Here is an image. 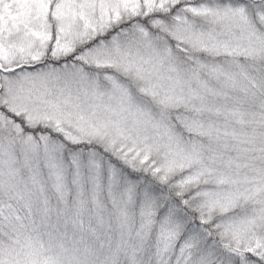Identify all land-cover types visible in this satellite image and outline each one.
Returning a JSON list of instances; mask_svg holds the SVG:
<instances>
[{"label": "snow or ice", "instance_id": "obj_1", "mask_svg": "<svg viewBox=\"0 0 264 264\" xmlns=\"http://www.w3.org/2000/svg\"><path fill=\"white\" fill-rule=\"evenodd\" d=\"M0 264H264V0H0Z\"/></svg>", "mask_w": 264, "mask_h": 264}]
</instances>
